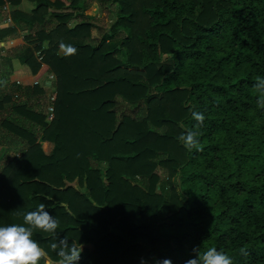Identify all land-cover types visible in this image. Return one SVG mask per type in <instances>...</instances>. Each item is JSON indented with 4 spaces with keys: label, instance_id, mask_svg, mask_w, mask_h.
I'll return each mask as SVG.
<instances>
[{
    "label": "trees",
    "instance_id": "trees-1",
    "mask_svg": "<svg viewBox=\"0 0 264 264\" xmlns=\"http://www.w3.org/2000/svg\"><path fill=\"white\" fill-rule=\"evenodd\" d=\"M29 1L10 14L26 28H0V226L44 203L47 264L65 237L79 264H185L197 246L264 264V0ZM19 63L54 76L52 121L45 84L16 92ZM189 129L202 150L178 140Z\"/></svg>",
    "mask_w": 264,
    "mask_h": 264
},
{
    "label": "clouds",
    "instance_id": "clouds-1",
    "mask_svg": "<svg viewBox=\"0 0 264 264\" xmlns=\"http://www.w3.org/2000/svg\"><path fill=\"white\" fill-rule=\"evenodd\" d=\"M60 48L65 54H73L76 51L72 46L64 45L63 42ZM254 88L259 97L257 106L264 109V77L257 78ZM193 119L196 121L195 128L199 129L203 125L205 115L194 112ZM198 135V131L189 129L180 134L178 140L189 151L202 150ZM45 209L46 205L41 203L36 210L24 214L22 224L0 226V264H40L41 261L47 264L48 252L33 238V233L39 230L42 233L55 235L59 222ZM50 247L59 257L58 264H79L83 248L78 247L74 242L70 244L67 237L52 243ZM192 251L193 257L185 264H233V258L216 247H207L202 250L197 246ZM240 253L244 256L248 255L245 248H242ZM157 264H172V261L164 259Z\"/></svg>",
    "mask_w": 264,
    "mask_h": 264
},
{
    "label": "crops",
    "instance_id": "crops-1",
    "mask_svg": "<svg viewBox=\"0 0 264 264\" xmlns=\"http://www.w3.org/2000/svg\"><path fill=\"white\" fill-rule=\"evenodd\" d=\"M33 7V2L29 1V0H21L19 3L17 4H13V0H6V4H5V9L2 12V16H0V28H8V27H14L17 26L19 31H21L23 28H26V23L21 20V21H15L12 17H11V12L19 9L23 12H28L31 8ZM5 15V16H3ZM7 16V17H6ZM12 38L7 37L4 40H2V42H0V46H2V44H5V46H11V40ZM18 41H21L22 45H27L28 44V48L29 50L32 52L35 51V47H34V43H28L26 42V40H21L19 39ZM10 53L12 52V48L9 49ZM59 53L64 54L61 49L59 51ZM35 75L31 69V67L28 64H16L15 69L12 71L11 75H10V81L16 85H18L20 87L19 92L16 91L18 94H20L21 92V97L24 99H27V96H24V94H27L26 89L31 87L33 85V82L35 80ZM20 81V83H18ZM43 148L47 153H50L53 149L48 150V145H50L49 141H43ZM47 145V146H46Z\"/></svg>",
    "mask_w": 264,
    "mask_h": 264
},
{
    "label": "built area",
    "instance_id": "built-area-1",
    "mask_svg": "<svg viewBox=\"0 0 264 264\" xmlns=\"http://www.w3.org/2000/svg\"><path fill=\"white\" fill-rule=\"evenodd\" d=\"M36 54L38 56V59L40 61H42L43 56L41 54V51H37ZM53 82H54V76L52 74L48 75L45 78V81H44V79H35L33 82V85L46 84L47 87L50 89V91L48 93V99H49L50 103H49V105H46L47 109L45 111L46 112V118L48 121H52L55 117V106L53 103L56 99V88L53 85ZM18 83H20V81ZM16 96H18V94Z\"/></svg>",
    "mask_w": 264,
    "mask_h": 264
},
{
    "label": "rangeland",
    "instance_id": "rangeland-1",
    "mask_svg": "<svg viewBox=\"0 0 264 264\" xmlns=\"http://www.w3.org/2000/svg\"><path fill=\"white\" fill-rule=\"evenodd\" d=\"M93 1L97 2V4H98L97 9H98V10L96 9V10H97L96 12H98V14L101 15L103 9H102V7H101V5H100V3H99V0H93ZM94 11H95V9H94ZM103 18H104V17H103ZM114 19H115V15H113L111 12H108L107 15H106V17H105V19H103V22L98 21V23L101 24V25H103L104 23H105L106 25H110V24L114 21ZM104 26H105V25H104ZM94 32H95V30H94ZM45 87H46L47 95H48L50 89L47 87L46 84H45ZM46 109H47V107L45 106V111H46ZM42 144H43V142H42ZM46 146H47V145H46ZM52 147H53V144L50 142V145H48V150H47V151L51 150ZM75 186L78 187L77 183H75ZM82 189H83V188H82Z\"/></svg>",
    "mask_w": 264,
    "mask_h": 264
}]
</instances>
